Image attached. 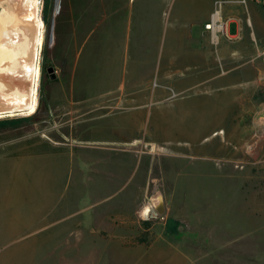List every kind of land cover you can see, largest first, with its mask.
<instances>
[{"label":"rangeland","instance_id":"374dc122","mask_svg":"<svg viewBox=\"0 0 264 264\" xmlns=\"http://www.w3.org/2000/svg\"><path fill=\"white\" fill-rule=\"evenodd\" d=\"M40 1L44 26L35 110L0 117V138L14 136L0 142V257L31 245L37 263L58 264L59 255L75 254L65 249L78 251L84 261L98 258L107 243L133 247L160 238L158 245L187 247L196 261L215 254L264 264V85L233 94L240 106L217 123L206 109L187 108L191 114L185 117L186 106L214 98L201 86L181 89L184 77L196 73L191 68L178 66L175 87L168 75L157 76V68L154 75L151 67L143 75L132 68L143 33L149 32L144 46L156 63L176 53L170 24L179 30L192 22L190 31L209 36L201 31L204 1ZM236 4L214 3L213 9ZM105 5L118 9L113 17L125 19L127 9L132 19L125 74L113 75L115 69H105L103 60L99 68L90 57L96 49L88 40L91 24L104 15ZM28 30L31 42L12 49L9 69L20 68L14 59L26 67L36 62L35 27ZM160 84L169 85L171 106L149 107L148 96ZM155 111L172 117L156 122ZM157 192L164 213L145 220L142 213ZM199 263L213 264L208 258Z\"/></svg>","mask_w":264,"mask_h":264},{"label":"crops","instance_id":"0c3cea01","mask_svg":"<svg viewBox=\"0 0 264 264\" xmlns=\"http://www.w3.org/2000/svg\"><path fill=\"white\" fill-rule=\"evenodd\" d=\"M201 1H204L205 4L203 20L201 22L202 31L203 25L208 22L211 13L214 11V3L218 0ZM115 8L105 5L103 10L104 15L91 24V30L88 35L89 42L96 45L95 51H93L94 49L91 50V59L93 60L95 57V61H99V68L102 67L100 61L103 60L105 69L112 67L116 70L112 72L113 75L126 73L124 70L128 67L129 63V54L127 52H129L130 45L126 36L129 38L132 26V19L130 20V17L127 16L129 15L127 9H125V19H118L115 16L113 17V14L118 12V9ZM0 13V41L5 44L7 51L5 62L7 68H9L11 66L12 57L10 56L12 49H21L22 46L31 42L28 27L32 26L33 22L31 18L23 19L17 17V19H20L19 26L17 27V19H14L13 28H9L1 20L6 15L4 6H0ZM219 14L220 18L224 20L231 18L227 26L231 40L220 38L218 44L214 45L209 36H201L199 30L195 33L189 30V26L192 27L193 25L192 22L189 26L179 30L175 24L173 26L170 24L168 39L170 43L176 44V53H173L174 55L172 56L170 53L167 56L158 57L159 63L158 59H156V63L153 60L154 58H151L149 48L146 51V47L144 46V41L150 36L149 32H146L147 35L141 33L142 35H139L138 39H136L138 42L142 41V44L140 43V51L137 53L138 60L132 67L133 69L140 70L135 73L141 75H143L141 70H144L146 66L152 68L151 73L153 75L157 68V76H160L161 73L168 75V83L171 85L172 81L174 87L176 84L175 71L177 72L181 67L185 69L191 68L196 73L190 76L187 74L184 77L182 83L184 87L181 89L187 90V85L191 87L201 86L203 87L202 91L206 92L208 97L212 96L214 98L207 101L193 102L194 105L186 106L185 117L191 114V111H188L187 108L206 109L208 111L206 115L212 116L213 121L217 123L226 122L225 120L232 116L233 109L240 106V101L234 99L233 94L250 90L251 87H255V85L260 83L264 85V7L248 1L246 5L222 6ZM181 39H184V51L181 49ZM159 42L160 39L158 40V44ZM151 43L152 41L150 40L148 44L150 45ZM97 44H100L99 47H97ZM177 46L181 49L179 52H177ZM159 51H161V47H159ZM122 52L124 54L121 56ZM121 59L125 64L121 62ZM13 61L21 67L22 61H17V59ZM109 61H112L111 65ZM119 70H122V72ZM169 85L160 84L154 92L151 90L148 96L149 107L155 103L169 105L168 101L171 100L168 98L170 91H167ZM3 90V88H0V108H4L7 105L2 96ZM18 103L21 102L15 103L14 106ZM145 106L143 103L140 108H144ZM164 116L160 115V111H155L152 115L153 119L159 123L166 122L172 117ZM125 123H129L127 118H125ZM122 124L121 127L123 128ZM159 240L160 238L148 245L138 244L133 247L107 243L98 258L96 255V259H83L84 261L78 260L82 257L78 251L65 249L63 250L64 252L75 254L63 256V258L59 255L58 264H101L102 261L103 264H119L120 261L124 260L126 261L125 264H192V261L194 264H200L199 261L205 258H208L213 264H240L238 259L237 261L232 259L222 260L218 259V255L216 258L215 254L202 255L196 261L188 255L189 251L187 247L182 248L172 244L170 241L158 245L161 242ZM87 245L84 251L87 250ZM228 248H232L230 250L231 253L234 252L233 246L229 245ZM28 253L30 254V258L28 257ZM165 253L169 254L165 255ZM231 255L233 256V254ZM0 264H43V261L39 260L37 263L34 257L31 256V245L28 248L26 245L20 248L16 247L12 251L5 253L0 257Z\"/></svg>","mask_w":264,"mask_h":264},{"label":"bare ground","instance_id":"6f19581e","mask_svg":"<svg viewBox=\"0 0 264 264\" xmlns=\"http://www.w3.org/2000/svg\"><path fill=\"white\" fill-rule=\"evenodd\" d=\"M40 0H0V6H4L6 15L1 19L3 24L13 28L14 19L17 17L31 20L35 23V40L33 57L36 60L30 67L21 65L18 69H9L6 66L5 57L7 51L5 44L0 41V88H3L2 96L6 107L0 108V117L15 112H34L37 98V85L40 77L39 56L43 41L44 23L40 17ZM27 98L28 102L16 107L17 102ZM25 102V101H24ZM3 105V104H2ZM18 105V104H17Z\"/></svg>","mask_w":264,"mask_h":264},{"label":"built area","instance_id":"2783aa9c","mask_svg":"<svg viewBox=\"0 0 264 264\" xmlns=\"http://www.w3.org/2000/svg\"><path fill=\"white\" fill-rule=\"evenodd\" d=\"M248 1H252L264 7V0H231V1H223V2H235L238 4L246 5ZM222 1H216V7H219L223 3ZM231 21V18L222 19L220 18L219 10H214L208 22L203 25L202 32L204 34H208L211 42L216 45L220 38H225L231 40L230 35L228 34V22Z\"/></svg>","mask_w":264,"mask_h":264},{"label":"water","instance_id":"95a60500","mask_svg":"<svg viewBox=\"0 0 264 264\" xmlns=\"http://www.w3.org/2000/svg\"><path fill=\"white\" fill-rule=\"evenodd\" d=\"M47 72L50 74V79L55 78L52 67H48ZM150 203H151V206L144 209L142 215L145 220L154 221V220H157L164 213V210H165L162 193L157 192L152 197Z\"/></svg>","mask_w":264,"mask_h":264},{"label":"trees","instance_id":"16d2710c","mask_svg":"<svg viewBox=\"0 0 264 264\" xmlns=\"http://www.w3.org/2000/svg\"><path fill=\"white\" fill-rule=\"evenodd\" d=\"M65 8H66V10L64 12L67 14L69 11L68 5H65ZM12 138H14V136L2 137V138H0V142L7 141V140H10Z\"/></svg>","mask_w":264,"mask_h":264},{"label":"flooded vegetation","instance_id":"af4514ba","mask_svg":"<svg viewBox=\"0 0 264 264\" xmlns=\"http://www.w3.org/2000/svg\"><path fill=\"white\" fill-rule=\"evenodd\" d=\"M19 18V17H18ZM17 19V18H16ZM16 22H17V27L19 26V22H20V19H17L16 20ZM33 22V21H32ZM33 26L35 27V23L33 22ZM35 35H36V33H35ZM35 35H34V38H35ZM35 40V39H34ZM34 42V41H33ZM10 57H12L13 58V55L11 54V56ZM33 59H34V57H33ZM35 60V59H34ZM35 63V62H34ZM33 64V63H32Z\"/></svg>","mask_w":264,"mask_h":264}]
</instances>
